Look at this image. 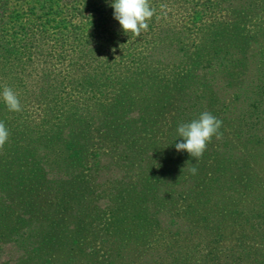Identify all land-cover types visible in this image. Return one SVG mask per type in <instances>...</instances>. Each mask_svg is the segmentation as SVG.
<instances>
[{
	"label": "rangeland",
	"instance_id": "1",
	"mask_svg": "<svg viewBox=\"0 0 264 264\" xmlns=\"http://www.w3.org/2000/svg\"><path fill=\"white\" fill-rule=\"evenodd\" d=\"M112 2L0 0V264H264V143L234 129L264 0H150L138 38ZM205 111L219 135L177 152Z\"/></svg>",
	"mask_w": 264,
	"mask_h": 264
},
{
	"label": "clouds",
	"instance_id": "2",
	"mask_svg": "<svg viewBox=\"0 0 264 264\" xmlns=\"http://www.w3.org/2000/svg\"><path fill=\"white\" fill-rule=\"evenodd\" d=\"M110 7L113 9V18L119 23L121 30L137 38L142 32L147 31L148 22L155 14L150 0H113ZM0 99L8 111L15 113L22 111L20 99L12 88L5 86L0 93ZM221 127L222 121L210 112L201 113L198 118L178 127L177 134L181 142L175 144L176 151L186 152L191 158L199 159L212 138L219 135ZM8 139L9 130L3 122H0V149H3ZM190 171L196 174L195 165Z\"/></svg>",
	"mask_w": 264,
	"mask_h": 264
},
{
	"label": "trees",
	"instance_id": "3",
	"mask_svg": "<svg viewBox=\"0 0 264 264\" xmlns=\"http://www.w3.org/2000/svg\"><path fill=\"white\" fill-rule=\"evenodd\" d=\"M263 70L264 68H262L261 72ZM256 78L258 82L256 91L252 96L253 104L237 115L234 127L237 137L239 135L246 137V140H243L244 143H247L246 146L253 143H264V116L262 115L264 114V108H262L263 110H258L260 103L264 102V73Z\"/></svg>",
	"mask_w": 264,
	"mask_h": 264
}]
</instances>
